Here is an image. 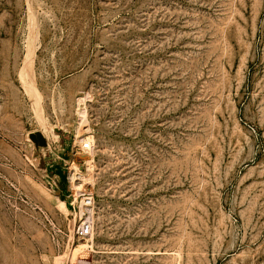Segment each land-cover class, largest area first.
<instances>
[{"label":"rangeland","instance_id":"obj_1","mask_svg":"<svg viewBox=\"0 0 264 264\" xmlns=\"http://www.w3.org/2000/svg\"><path fill=\"white\" fill-rule=\"evenodd\" d=\"M0 264H264V0H0Z\"/></svg>","mask_w":264,"mask_h":264},{"label":"built area","instance_id":"obj_2","mask_svg":"<svg viewBox=\"0 0 264 264\" xmlns=\"http://www.w3.org/2000/svg\"><path fill=\"white\" fill-rule=\"evenodd\" d=\"M84 151H90L91 144L85 142L82 144ZM78 207V223L76 227V235L78 238H88L93 233L92 212L94 207V198L91 193H84L80 197Z\"/></svg>","mask_w":264,"mask_h":264},{"label":"bare ground","instance_id":"obj_3","mask_svg":"<svg viewBox=\"0 0 264 264\" xmlns=\"http://www.w3.org/2000/svg\"><path fill=\"white\" fill-rule=\"evenodd\" d=\"M87 246H81L78 250H76V252H78L81 249H86ZM81 252V251H80ZM74 258V257H73Z\"/></svg>","mask_w":264,"mask_h":264}]
</instances>
